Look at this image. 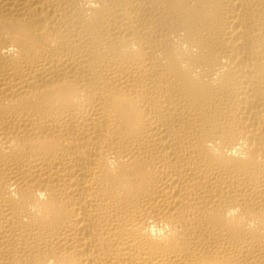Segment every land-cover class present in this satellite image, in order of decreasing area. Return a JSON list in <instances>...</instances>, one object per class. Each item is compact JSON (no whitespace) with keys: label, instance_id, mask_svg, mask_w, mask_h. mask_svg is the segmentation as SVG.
Wrapping results in <instances>:
<instances>
[{"label":"bare ground","instance_id":"1","mask_svg":"<svg viewBox=\"0 0 264 264\" xmlns=\"http://www.w3.org/2000/svg\"><path fill=\"white\" fill-rule=\"evenodd\" d=\"M0 264H264V0H0Z\"/></svg>","mask_w":264,"mask_h":264}]
</instances>
